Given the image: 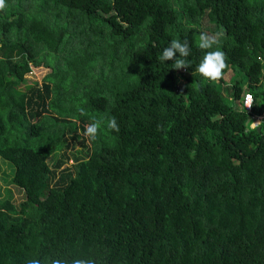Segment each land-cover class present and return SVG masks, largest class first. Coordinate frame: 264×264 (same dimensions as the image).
I'll list each match as a JSON object with an SVG mask.
<instances>
[{"label": "trees", "instance_id": "trees-1", "mask_svg": "<svg viewBox=\"0 0 264 264\" xmlns=\"http://www.w3.org/2000/svg\"><path fill=\"white\" fill-rule=\"evenodd\" d=\"M6 3L0 175L4 160L20 197L0 199V264L57 253L264 264V138L249 127L264 108V0ZM202 31L223 33L228 83L197 72ZM175 39L191 47L187 70L159 59ZM39 66L48 72L23 88ZM110 116L118 133L106 129ZM93 118L104 124L90 142L82 133Z\"/></svg>", "mask_w": 264, "mask_h": 264}, {"label": "clouds", "instance_id": "clouds-1", "mask_svg": "<svg viewBox=\"0 0 264 264\" xmlns=\"http://www.w3.org/2000/svg\"><path fill=\"white\" fill-rule=\"evenodd\" d=\"M6 9V0H0V11H4ZM222 37V32L209 34L203 31L198 36L197 47L204 51V56L198 64L196 70L206 81H221L225 75V70L229 67L227 54L221 50L220 47ZM214 47L215 50H212ZM190 54L191 47L188 40L175 39L162 50V54L159 59L162 62L172 61V69L174 70H187L191 66V63L188 60ZM197 87L199 88V85H197ZM254 105L255 99L251 94H249L246 97L245 106L247 109H251ZM79 112L81 115L87 114L83 108H80ZM103 124V121L93 118L92 122L84 127L82 133L83 136L90 142L96 141L100 135V129ZM251 128L252 130L258 129L261 131L260 121L254 122ZM106 129L117 133L120 131V126L115 116L107 118ZM157 130L164 133L166 138V132L170 129H165L162 125H158ZM27 264H96V260L90 255L72 256L69 253H65L63 255L57 253L54 257H46L44 261H41L39 258L29 259Z\"/></svg>", "mask_w": 264, "mask_h": 264}, {"label": "rangeland", "instance_id": "rangeland-1", "mask_svg": "<svg viewBox=\"0 0 264 264\" xmlns=\"http://www.w3.org/2000/svg\"><path fill=\"white\" fill-rule=\"evenodd\" d=\"M204 24V22L202 23V25ZM48 72V70L44 67H31L30 71L25 75V78L27 80V82L25 83V85L23 84V88L25 87H29L32 82H37L39 83L41 78L45 75V73ZM231 71L228 70L224 77V83H228V81H230V76H231ZM237 78H239V76H236ZM177 85H180V82H177ZM81 136V135H80ZM78 140V138H77ZM78 144L77 141L74 142V149H78ZM73 148H70L69 150L66 151V154H69L70 152H72ZM58 154H60V152L55 153L52 155L51 158L48 159V163H51L53 161L54 158H56L58 156ZM70 163V160H68V164ZM1 169L3 172V175H0V199L4 198L6 195L10 194L12 199L14 201H17V199L20 197V193L13 188L10 183H9V177L8 174L11 176L12 173V167L11 165L4 161L1 160Z\"/></svg>", "mask_w": 264, "mask_h": 264}, {"label": "built area", "instance_id": "built-area-1", "mask_svg": "<svg viewBox=\"0 0 264 264\" xmlns=\"http://www.w3.org/2000/svg\"><path fill=\"white\" fill-rule=\"evenodd\" d=\"M250 93L249 92H244L243 95H242V99H241V105H242V108L246 111V112H249L250 109H247L246 106H245V100H246V97L249 95ZM250 121H249V127L251 128L252 124L256 121H260V130H261V134L264 138V108L262 109V112L260 115H252L250 117Z\"/></svg>", "mask_w": 264, "mask_h": 264}, {"label": "water", "instance_id": "water-1", "mask_svg": "<svg viewBox=\"0 0 264 264\" xmlns=\"http://www.w3.org/2000/svg\"><path fill=\"white\" fill-rule=\"evenodd\" d=\"M258 130V129H257Z\"/></svg>", "mask_w": 264, "mask_h": 264}]
</instances>
